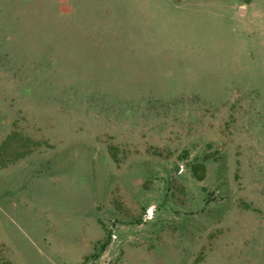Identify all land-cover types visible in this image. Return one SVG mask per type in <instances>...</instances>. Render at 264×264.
I'll return each mask as SVG.
<instances>
[{
    "label": "rangeland",
    "instance_id": "obj_1",
    "mask_svg": "<svg viewBox=\"0 0 264 264\" xmlns=\"http://www.w3.org/2000/svg\"><path fill=\"white\" fill-rule=\"evenodd\" d=\"M0 264H264V0H0Z\"/></svg>",
    "mask_w": 264,
    "mask_h": 264
}]
</instances>
